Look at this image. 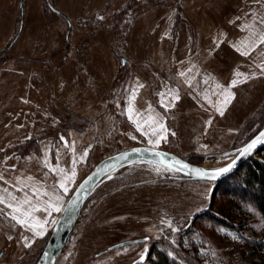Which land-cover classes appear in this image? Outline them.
I'll return each mask as SVG.
<instances>
[{"label": "rangeland", "instance_id": "obj_1", "mask_svg": "<svg viewBox=\"0 0 264 264\" xmlns=\"http://www.w3.org/2000/svg\"><path fill=\"white\" fill-rule=\"evenodd\" d=\"M262 33L264 0H0V264H36L61 212L45 202L62 210L105 157L145 145L209 167L231 160L264 126ZM233 79L243 82L225 106ZM150 117L167 130L159 144L149 143ZM228 177L213 187L156 163L116 168L55 264H135L145 250L141 264L160 253L179 264H264V218ZM26 196L15 214L38 208L43 235L12 219L7 203Z\"/></svg>", "mask_w": 264, "mask_h": 264}, {"label": "water", "instance_id": "obj_2", "mask_svg": "<svg viewBox=\"0 0 264 264\" xmlns=\"http://www.w3.org/2000/svg\"><path fill=\"white\" fill-rule=\"evenodd\" d=\"M56 13L61 14L60 10L54 9ZM261 132H264V126L260 128L249 140H247L241 147H239L235 155L228 162L218 167H207L202 164L193 163L176 153L159 149L151 146H133L123 149L117 153H114L108 157H105L99 161L92 170L80 181L75 187L72 194L66 201L63 209L61 210L56 222L54 223L51 233L47 239V242L41 251L36 264H55L56 259L65 247L67 240L73 231L77 222L78 216L86 204L90 194L98 186V184L113 170L116 168L135 161L150 162L163 165L167 167L169 164H173L174 161H180L183 164L188 165V168H180L179 165H175L170 169L178 172L184 178L191 180H206L212 181L213 187L218 183L225 180L228 176L234 174L239 167L252 158L264 147V143L257 144V146L246 155L240 156V150H242L248 143L255 139ZM140 149V151H134ZM159 154V155H158ZM235 160V164L227 172L218 174L214 179L200 178L198 175L190 171L191 169H204L212 170L222 167H228ZM129 241L113 245L111 248L118 247L123 244H128ZM148 251L143 252V259L141 257L135 264H141L147 256Z\"/></svg>", "mask_w": 264, "mask_h": 264}, {"label": "snow or ice", "instance_id": "obj_3", "mask_svg": "<svg viewBox=\"0 0 264 264\" xmlns=\"http://www.w3.org/2000/svg\"><path fill=\"white\" fill-rule=\"evenodd\" d=\"M246 27H248L246 25ZM259 42L260 43H264V33H262L259 37ZM257 43V41H252V44L250 45V47H254L255 44ZM238 51H240V49H237ZM242 55H248L247 51H243L241 53ZM181 75H184L183 73H181ZM238 76H244V79L247 80L248 77L246 75H244L243 73H237ZM243 81L238 80V79H233L229 85V87L227 88H223L221 95L223 96V100H222V104L223 105H227L232 97H233V93L231 92V88L235 87L238 83H241ZM142 87V85L140 86ZM217 87H221L219 85H217ZM136 94V90H133V99L135 97ZM163 96V94H161ZM207 99V97H205ZM174 101L175 100H179V95H175L172 98ZM132 111L131 106L129 107V112ZM217 111L220 112L221 115H223V110L222 108H217ZM209 124L211 123L210 121L208 122ZM138 129H140L143 133V135L145 136H149V132L147 131H143V126L141 124H137L136 125ZM149 129L151 132L152 136H155V140L153 139H149V143H153V144H159L161 142V140L166 139V128L162 123H159L158 121H154L152 120V118H149ZM133 139H135L136 137H132ZM61 139L63 140V137H61ZM260 143H264V132H261L260 135H258L255 139H253L250 143H248L246 145V147H244L242 150H240V156L246 155L247 153L251 152L256 146L257 144ZM65 145L67 146V141H65ZM134 151H140V149H135ZM87 155V151H85L84 156L81 157V159H84ZM159 155V154H158ZM75 160H73V163L75 164ZM235 164V160L232 161V164H229L228 167H222V168H217V169H212V170H204V169H191L190 171H192L193 173H195L196 175H198L200 178H208V179H214L218 174L223 173V172H227L229 170V168L232 167V165ZM175 165H179L180 168H188V165L183 164L180 161H174L173 164H169L167 165L168 168H171ZM159 171V169H157ZM52 171H57V169H52ZM59 171L63 174L64 170L63 169H59ZM75 176V171L72 172V177ZM67 179H71V177H66L65 174V178L61 180V182L59 183V187L61 189H63L64 192L68 191V188L66 186L67 183ZM6 191V190H5ZM34 191H38L37 189H34ZM45 195L47 193H44ZM11 199L13 201H16L17 198L15 196H12ZM61 199L60 196H56L55 197V201H59ZM0 203H5V200L3 197H0ZM46 203V207L44 208V211L48 212L49 214L51 213V211H56L59 212L61 211V208L59 207L58 203L53 202L52 200H49ZM22 204H30V201L28 199V197L26 196L24 201L22 202H18L17 204H13V203H7V207L13 210V214H12V219L15 220L17 223L24 225L26 227H29L31 230L34 231L35 235L40 236L43 235V227L44 224L47 221H38L36 220L35 217L31 216V212L32 211H38L39 209L36 208L35 206H31L30 205V211L29 212H23L22 215L24 216V218H20L19 216H17L15 213L17 212H21V205ZM30 221H35L34 223H30ZM25 239L27 240V237H25ZM141 259H143V253L141 254Z\"/></svg>", "mask_w": 264, "mask_h": 264}, {"label": "trees", "instance_id": "obj_4", "mask_svg": "<svg viewBox=\"0 0 264 264\" xmlns=\"http://www.w3.org/2000/svg\"><path fill=\"white\" fill-rule=\"evenodd\" d=\"M261 127L262 126H260L255 133H257ZM260 151H264V147L259 150V152ZM229 177L234 179L233 184L235 188H237L236 190L250 200L264 218V157L255 154ZM153 264L179 263L173 261L170 256L165 253H160L158 258H156V262H153Z\"/></svg>", "mask_w": 264, "mask_h": 264}, {"label": "bare ground", "instance_id": "obj_5", "mask_svg": "<svg viewBox=\"0 0 264 264\" xmlns=\"http://www.w3.org/2000/svg\"><path fill=\"white\" fill-rule=\"evenodd\" d=\"M210 165H216V164H221V162H211V163H209ZM205 166V165H204ZM207 167H209V166H207Z\"/></svg>", "mask_w": 264, "mask_h": 264}]
</instances>
